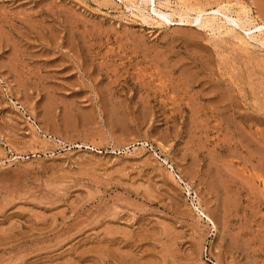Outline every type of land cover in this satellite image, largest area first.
<instances>
[{
  "label": "rangeland",
  "instance_id": "obj_1",
  "mask_svg": "<svg viewBox=\"0 0 264 264\" xmlns=\"http://www.w3.org/2000/svg\"><path fill=\"white\" fill-rule=\"evenodd\" d=\"M263 22L0 0V264H264Z\"/></svg>",
  "mask_w": 264,
  "mask_h": 264
},
{
  "label": "bare ground",
  "instance_id": "obj_2",
  "mask_svg": "<svg viewBox=\"0 0 264 264\" xmlns=\"http://www.w3.org/2000/svg\"><path fill=\"white\" fill-rule=\"evenodd\" d=\"M243 6V5H242ZM199 13H200V11H199ZM203 12H201L200 14H202ZM242 13H244V12H242ZM247 13V12H246ZM245 14V13H244ZM239 15V14H238ZM199 16V15H198ZM209 19H211V20H214V17L213 18H207V21H206V25L208 26L210 23H208V20ZM258 20V19H257ZM247 21V20H246ZM262 23V22H261ZM250 25H251V23H249ZM254 29H256V30H258V31H260V32H262V31H264V22H263V24L262 25H259V24H255L254 25V27H253ZM257 37V36H256ZM249 38H251V36L249 37ZM251 39H253V38H251ZM228 197V196H227ZM207 218V217H206Z\"/></svg>",
  "mask_w": 264,
  "mask_h": 264
}]
</instances>
